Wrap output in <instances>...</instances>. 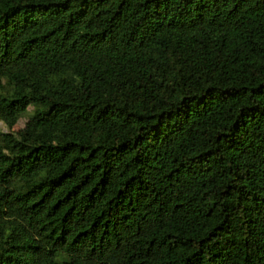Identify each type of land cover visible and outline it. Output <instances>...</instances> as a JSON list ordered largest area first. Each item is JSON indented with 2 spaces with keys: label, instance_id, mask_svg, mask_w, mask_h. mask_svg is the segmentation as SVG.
<instances>
[{
  "label": "trees",
  "instance_id": "trees-1",
  "mask_svg": "<svg viewBox=\"0 0 264 264\" xmlns=\"http://www.w3.org/2000/svg\"><path fill=\"white\" fill-rule=\"evenodd\" d=\"M26 114L0 264H264V0H0Z\"/></svg>",
  "mask_w": 264,
  "mask_h": 264
},
{
  "label": "rangeland",
  "instance_id": "rangeland-1",
  "mask_svg": "<svg viewBox=\"0 0 264 264\" xmlns=\"http://www.w3.org/2000/svg\"><path fill=\"white\" fill-rule=\"evenodd\" d=\"M29 109L31 108L29 107ZM27 119H28V115L26 114L23 117H21L15 125H13L10 128L7 127V125L4 122L0 121V130L4 132H9V131L16 132L24 127Z\"/></svg>",
  "mask_w": 264,
  "mask_h": 264
}]
</instances>
